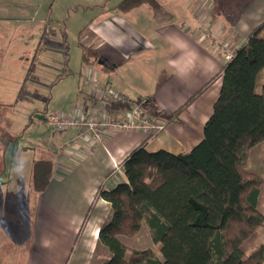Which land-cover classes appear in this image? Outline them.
I'll return each instance as SVG.
<instances>
[{
	"label": "trees",
	"instance_id": "16d2710c",
	"mask_svg": "<svg viewBox=\"0 0 264 264\" xmlns=\"http://www.w3.org/2000/svg\"><path fill=\"white\" fill-rule=\"evenodd\" d=\"M143 3L156 15L166 14L158 0H121L116 8L126 11ZM263 26L264 21L253 28L222 68L180 107L172 112L150 108L158 110L153 115L162 114L166 123L177 122L188 103L221 79L197 144L176 154L163 149L149 152L148 135L121 163L126 180L112 189L100 185L96 190L83 223L98 198L110 203L97 234V244L109 252L100 264H264V243L251 253L242 249L264 221L258 209L262 178L244 168L248 151L264 140V78L261 91H255L257 76L264 70V38L258 35ZM83 62L105 68L97 59L84 57ZM107 102L111 110H131L129 100ZM53 172L51 160H34L32 190L41 193ZM143 223L152 241L160 244L161 259L151 248L129 249L119 238L133 237Z\"/></svg>",
	"mask_w": 264,
	"mask_h": 264
},
{
	"label": "crops",
	"instance_id": "0c3cea01",
	"mask_svg": "<svg viewBox=\"0 0 264 264\" xmlns=\"http://www.w3.org/2000/svg\"><path fill=\"white\" fill-rule=\"evenodd\" d=\"M158 1L166 14L156 15L147 3L141 4L150 9L147 21L151 22H147V30L150 31L145 36L140 34L139 38L130 26L124 29L115 27L111 18L107 19L108 22L94 19L90 22L92 35L109 37L112 41L117 39L119 52L111 53L119 55L124 63L119 66L116 60L102 54L99 56L104 61V69L85 64L83 78L90 86V94L86 93L83 100L88 105L86 108L79 105L61 112L81 111L88 117L103 116L108 111L110 114L121 112L109 109L107 101L92 93V78L108 81L115 92L118 87L126 91L130 85L136 88L139 94L137 99H149L150 104L154 103L162 111L172 112L207 83L230 59L226 57L227 53L233 54L253 28L264 21V0H251L244 13L234 22L231 18L228 19L230 22L226 18L221 19L216 13L212 15L205 9L200 11L203 5L197 1L193 11L190 9L196 16L193 23L178 17L174 19L172 13L164 7L166 0ZM141 5L117 11L135 13L138 20L136 24L142 26L145 21L139 19L138 12ZM206 7L212 6L208 4ZM206 12L209 14L206 15ZM213 30V37L210 38V31ZM161 62L162 67L159 66ZM119 67L122 77L117 80L118 87L115 89L112 85L115 81L109 74H114ZM126 78L128 85L123 82ZM141 81H147L148 85L144 86ZM220 85V78L213 80L180 111L179 121L165 123L161 131L148 139L145 149L149 152L163 149L175 154L190 150L202 138L203 126L212 113ZM122 94L120 91L118 96L125 100L120 96ZM155 119H161V116ZM51 131L55 134L60 132ZM63 131L58 144L73 137L77 129L68 128ZM145 137L146 134L140 130H114L102 142H80L62 157L55 159L52 178L47 187L35 196L37 224L40 222L36 235L38 254L35 264H63L71 251L69 264H87L97 241L98 230L109 215L110 203L98 198L86 224L83 223V229L78 232L84 215L100 185L112 189L117 183L126 180L121 163ZM246 163L250 171L258 164L264 165V140L248 151ZM260 173L263 184L264 166ZM30 192L37 193L34 190ZM261 208L264 210V185L263 189L260 188L258 198V209L264 216ZM76 236H79L77 242L74 241ZM28 264L33 263L30 261Z\"/></svg>",
	"mask_w": 264,
	"mask_h": 264
},
{
	"label": "rangeland",
	"instance_id": "374dc122",
	"mask_svg": "<svg viewBox=\"0 0 264 264\" xmlns=\"http://www.w3.org/2000/svg\"><path fill=\"white\" fill-rule=\"evenodd\" d=\"M120 1L0 0V264H28L30 261L36 263L38 254L36 235L40 222L37 224L36 220L35 196L38 193L30 192L33 161L46 159L54 162L56 158L62 157V153L76 147V145L70 147L71 144L81 142L78 138L71 140L75 133L73 137L58 144L59 137L65 131L55 134L45 127V115L68 111L79 105L86 108L88 104H85L83 99L86 93L90 94L88 92L90 86L83 78L84 57L98 60L101 57L99 55L104 54L105 57L116 60L119 66L124 63L119 55L111 53L119 52L120 44L117 39L114 38L112 41L109 37L92 35L90 22L93 19L108 22L111 18L115 27L121 29L132 27L137 38L140 34L145 36L147 31H150L147 30V22H151L147 21L150 9L146 5L139 7V19L145 21L139 26L136 24L138 20L134 16L135 13L121 12L114 8ZM197 1L203 5L200 11L205 9L212 15L216 13L221 19L226 18L228 22L229 18L234 22L241 16L251 2V0H166L164 7L172 13L174 19L178 17L193 23L196 16L191 10L193 11L192 8ZM204 3L212 7H206ZM208 14L206 12V15ZM105 18L106 21H103ZM213 33L214 30L210 31V38L213 37ZM258 35L264 38V26ZM225 45L228 46V43ZM91 65L97 66L95 63ZM159 66L162 67V62ZM109 76L113 77L115 83L112 85L116 89L117 80L122 77L120 67ZM263 78L264 70H261L256 79L257 93L261 91ZM123 82L128 85L127 78ZM146 82L140 83L147 86ZM128 86L126 91L119 87L116 91L118 94L120 91L123 93L121 97L134 101L139 94L136 88ZM144 111L150 119L156 116H161L163 120L165 118L162 114L153 115L157 114L158 110ZM129 112L135 116L137 110L132 106ZM125 113L121 111L119 114H110L108 111L105 115L109 121H123ZM40 115L44 117L41 119ZM114 130L119 129L108 128L105 136ZM246 160L247 157L244 168L260 176L264 165L258 164L254 167L253 164L254 170L250 171L247 169ZM17 167H22V171L17 172L15 170ZM263 185L264 182L260 186L261 189ZM84 225L80 226L78 232ZM79 236L75 237V242ZM120 238L129 249L151 248L161 259L160 244L152 241L145 223L133 237L121 235ZM263 243L264 221L242 244V249L245 253H251ZM72 252L63 264H69ZM108 256L107 249L101 244L98 245L96 241L87 264H100Z\"/></svg>",
	"mask_w": 264,
	"mask_h": 264
},
{
	"label": "built area",
	"instance_id": "2783aa9c",
	"mask_svg": "<svg viewBox=\"0 0 264 264\" xmlns=\"http://www.w3.org/2000/svg\"><path fill=\"white\" fill-rule=\"evenodd\" d=\"M226 57L231 58L232 54L227 53ZM92 93L99 95L102 100L105 101H118L123 100L119 98L118 94L112 89L109 82L104 80V82H99L96 79H91ZM126 100V99H125ZM131 105L135 107L137 113L132 116L129 111L126 112V117L123 121H109L106 115L88 117L81 111H76L74 113H49L45 115V127L50 130L63 131L68 128H76V135L71 138L74 140L78 138L81 142H102L105 139L106 131L109 129H119V130H140L146 135H155L161 131L164 126L163 119L149 118L142 105L136 102H131ZM131 106V107H132ZM135 111V110H134ZM143 115H141V114ZM78 142L73 143L77 145ZM62 150L60 151V153ZM62 153L61 155H63Z\"/></svg>",
	"mask_w": 264,
	"mask_h": 264
},
{
	"label": "water",
	"instance_id": "95a60500",
	"mask_svg": "<svg viewBox=\"0 0 264 264\" xmlns=\"http://www.w3.org/2000/svg\"><path fill=\"white\" fill-rule=\"evenodd\" d=\"M97 64L104 65V61H102L101 59H98V60H97ZM141 105L143 106L144 109H146V110H150V108H149L148 106H149V105L154 106L155 104H154V103L150 104L149 99H145V100H143V101L141 102ZM39 117H40V118H43L42 115H40Z\"/></svg>",
	"mask_w": 264,
	"mask_h": 264
},
{
	"label": "clouds",
	"instance_id": "9594fccd",
	"mask_svg": "<svg viewBox=\"0 0 264 264\" xmlns=\"http://www.w3.org/2000/svg\"><path fill=\"white\" fill-rule=\"evenodd\" d=\"M15 170H16L17 172H21V171H22V167H17Z\"/></svg>",
	"mask_w": 264,
	"mask_h": 264
}]
</instances>
